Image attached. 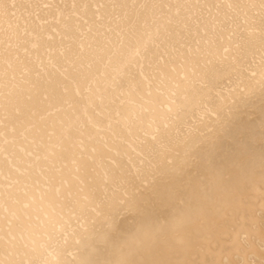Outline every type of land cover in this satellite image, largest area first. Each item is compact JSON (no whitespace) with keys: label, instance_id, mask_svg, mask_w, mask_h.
I'll return each mask as SVG.
<instances>
[{"label":"bare ground","instance_id":"obj_1","mask_svg":"<svg viewBox=\"0 0 264 264\" xmlns=\"http://www.w3.org/2000/svg\"><path fill=\"white\" fill-rule=\"evenodd\" d=\"M0 264H264V0H0Z\"/></svg>","mask_w":264,"mask_h":264}]
</instances>
